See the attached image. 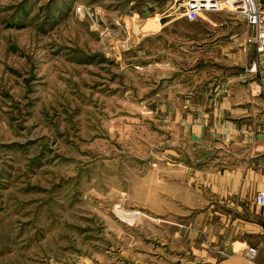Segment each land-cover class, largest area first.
Returning <instances> with one entry per match:
<instances>
[{
	"label": "rangeland",
	"instance_id": "rangeland-1",
	"mask_svg": "<svg viewBox=\"0 0 264 264\" xmlns=\"http://www.w3.org/2000/svg\"><path fill=\"white\" fill-rule=\"evenodd\" d=\"M188 1L0 0V264H197L211 247L228 212L202 173L231 146L209 88L258 83L260 57L240 18L188 21Z\"/></svg>",
	"mask_w": 264,
	"mask_h": 264
},
{
	"label": "crops",
	"instance_id": "crops-1",
	"mask_svg": "<svg viewBox=\"0 0 264 264\" xmlns=\"http://www.w3.org/2000/svg\"><path fill=\"white\" fill-rule=\"evenodd\" d=\"M177 20L152 24L159 25V30ZM259 57L258 83L250 79L238 88L236 83L225 81L215 89L209 88L214 95L210 102L229 111L227 121L215 129L218 136L229 134L231 148L223 149L226 163L214 164L211 172L205 167L202 184L209 187L214 202L228 214L213 213L226 225L212 227V245H202L197 264H250L245 257L250 247L257 253L254 264H264V208L254 203L255 195L264 192V53ZM236 89L243 90L238 94L241 96H235ZM253 237L258 239L255 244Z\"/></svg>",
	"mask_w": 264,
	"mask_h": 264
},
{
	"label": "built area",
	"instance_id": "built-area-1",
	"mask_svg": "<svg viewBox=\"0 0 264 264\" xmlns=\"http://www.w3.org/2000/svg\"><path fill=\"white\" fill-rule=\"evenodd\" d=\"M212 12H225L240 18L252 33L247 39L248 47L253 48L257 55L264 53V0H189L183 16L188 21H195ZM254 203L264 208V192L255 195ZM256 254L254 248L245 250L250 264H254Z\"/></svg>",
	"mask_w": 264,
	"mask_h": 264
}]
</instances>
